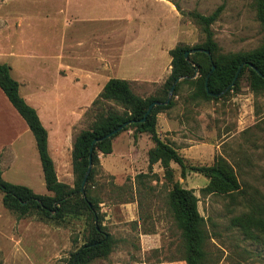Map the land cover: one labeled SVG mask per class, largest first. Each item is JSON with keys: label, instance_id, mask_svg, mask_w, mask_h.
<instances>
[{"label": "rangeland", "instance_id": "1", "mask_svg": "<svg viewBox=\"0 0 264 264\" xmlns=\"http://www.w3.org/2000/svg\"><path fill=\"white\" fill-rule=\"evenodd\" d=\"M168 1L176 4L180 12L173 5L176 11L163 14L164 24L169 19V26L179 31L177 37L184 46L192 48L205 40L187 14L209 15L223 2V12L211 26L219 53L252 52L264 44V29L257 20L254 0ZM60 4L43 3L42 13L48 19L43 17L35 32L37 42L42 45L39 50L47 54V59L58 53V42H54L47 20L56 18L57 8L51 6ZM128 5L122 3L118 9L122 40L127 28L134 24L130 19L137 18V11ZM99 7L95 12L104 18L91 26L85 24L84 17L69 12L71 9H63L64 14L58 17L60 23L55 22L57 33L66 35L67 45L82 50L79 45L87 43L90 33L99 42L109 39L112 26L119 22H109L107 1ZM199 79L195 73L191 83L182 84L176 95L173 92L172 107L157 115L156 130L159 124L163 142L184 158L187 167L184 177L173 162L171 180L160 163L154 164L149 172L148 143L141 141L137 146V140L121 141L125 131L113 139L110 155L99 154L90 193L98 202L103 225L112 235L114 247L109 256L91 264H185L180 261V231L167 206L168 192L175 183L192 190L198 198V210L210 235L207 251L219 258L218 264H264V89L253 92L249 77L244 74L232 91L218 100L206 101L194 97ZM161 86L135 83L131 89L137 96L148 98L156 96ZM101 105L85 112L76 126L77 132L89 129L99 110L121 111L112 102ZM29 156L20 157L5 171L3 179L26 186L36 194L48 195L42 173L38 178L34 168L28 166ZM222 160L232 168L239 189L232 193H207L210 179L189 169L209 167ZM139 174L146 176L137 178ZM63 180L72 186L73 176ZM85 240L84 216L68 215L60 223L43 222L36 217L18 219L3 207L0 193V264H66Z\"/></svg>", "mask_w": 264, "mask_h": 264}, {"label": "trees", "instance_id": "2", "mask_svg": "<svg viewBox=\"0 0 264 264\" xmlns=\"http://www.w3.org/2000/svg\"><path fill=\"white\" fill-rule=\"evenodd\" d=\"M254 2L257 20L264 29V0H254ZM172 4L180 12L179 7L174 3ZM224 5L223 2L209 15L197 12L187 14L200 28L205 40L201 45L192 48L178 43L169 51L171 57L170 74L156 96L148 98L137 96L133 93L130 82L126 80L110 79L107 81L100 94L92 102L91 107L101 108V104L112 102L119 106L121 111H97L90 128L80 131L75 137L71 151L72 186L57 179L53 161L48 153L47 130L40 122L35 109L29 106L20 96L19 84L12 78L10 66L0 63V89L12 107L25 121L35 139L45 188L49 192L48 195L36 194L28 187L5 181L0 173L2 205L13 212L18 219L36 217L43 222L60 223L68 215L84 216L86 240L70 255L66 264H91L96 259L106 258L113 250L114 239L103 225L98 202L92 197L90 190L95 169L99 165V154L110 155L112 153V141L119 134L132 129L134 130V141L137 140L139 134H148L153 144V147L147 153L149 172L152 171L154 164L160 163L167 178L171 180L172 169L170 163L173 162L181 168L182 177H184L187 170L184 158L172 146L163 142L156 132L157 115L171 108L173 103L170 102L167 106L154 107L145 122H139L150 103L166 100L168 91L177 78L182 77L183 79L176 84L175 95L182 84L192 82L191 78L195 75V68H197L200 79L196 83L194 97L206 101L218 100L223 96H210L205 89L206 77L212 66H214V70L207 80V88L211 94L221 93L234 82L233 86L225 92V94L229 93L238 86L239 80L244 74L249 77L250 89L253 92L257 93L264 89V44L252 52L219 53L211 26L219 19ZM193 49L204 50L209 55L205 52H196L190 54L188 60H185L184 53ZM242 64L245 65L234 81L236 72ZM250 66H253L256 71ZM129 121L136 122L125 127L111 138L97 142L94 145L91 153L92 168L87 178L84 194H82L80 191L81 183L89 165V149L92 141L106 136ZM189 170L210 179V183L205 189L207 193H232L239 189L232 168L223 160L217 161L209 167H191ZM142 176L146 175L139 174L136 177L140 178ZM167 206L180 231L182 241L180 261L185 264H218L219 258L207 251L210 235L206 221L198 210V198L194 192L183 188L179 183H175L168 192Z\"/></svg>", "mask_w": 264, "mask_h": 264}, {"label": "crops", "instance_id": "3", "mask_svg": "<svg viewBox=\"0 0 264 264\" xmlns=\"http://www.w3.org/2000/svg\"><path fill=\"white\" fill-rule=\"evenodd\" d=\"M49 1L50 3L57 1L64 5L51 6L54 10L57 8L56 18L47 22L54 35V42H58V53L47 59V54L39 50L42 49V45L40 41L37 42L35 32L40 28L43 17L47 18L42 13V7L43 3ZM103 1L108 2L111 13L108 17L109 22H119V25L112 26L109 39L106 42H99L90 33L87 35V43L79 45L82 50L74 48L72 44L67 45L66 35L62 32L57 33L56 22L60 23L58 17L64 14L63 9L65 7L71 9L69 12H74L76 17H84L85 24L91 26V23L99 22L104 18L103 15L95 12L99 10V5ZM122 3H130L127 7L137 11L135 21L130 17L131 23L136 25L127 28L124 40L120 37L122 19L118 12ZM175 11L173 4L168 0H4L0 2V63L10 66L11 76L19 84L20 96L35 109L40 122L47 130L48 153L60 182L70 185L63 178L67 179L70 176L72 179L73 176L71 151L74 139L80 132L76 131V126L107 81L121 79L129 81L130 84L160 85L167 79L171 70L169 51L179 43L177 37L179 31L171 29L169 19L167 25L164 24L163 14H173ZM55 49L56 47L52 53ZM56 56L58 57L55 58ZM158 125L156 132L161 138L162 131L158 129ZM133 135L134 130L129 129L125 131L121 141L127 139L134 141ZM161 140L164 141L163 137ZM141 141L148 143V149L153 147L148 134L138 135L137 146ZM29 154L31 157L27 159L28 166L33 167L36 176L40 178L43 172L35 139L25 121L0 89L2 178L5 171L10 170L20 157L26 159ZM43 185L45 187L44 177ZM46 194H49L47 190Z\"/></svg>", "mask_w": 264, "mask_h": 264}, {"label": "water", "instance_id": "4", "mask_svg": "<svg viewBox=\"0 0 264 264\" xmlns=\"http://www.w3.org/2000/svg\"><path fill=\"white\" fill-rule=\"evenodd\" d=\"M196 52H205L207 55H209V53L206 52V51H204V50H201V49H193V50H190V51H186V52L184 53V58H185V60H188V56H189L190 54H193V53H196ZM244 65H245V64H242V65H240V67L238 68V70H237V72H236V75H235V78H234V81L237 79V77H238V75H239V73H240V71H241V69L243 68ZM250 67H251L253 70L256 71V69H255L253 66H250ZM195 70H196L195 72L197 73V68H195ZM213 70H214V66H212L211 71L208 73V75H207V77H206V81H205V89H206L208 95H210V96H215V97H220V96L224 95L225 92H226L229 88H231V87L233 86L234 82H233L228 88H226L224 91H222L221 93H219V94H211V93L209 92L208 88H207V80H208L210 74L213 72ZM263 77H264V76H263ZM182 79H183L182 77H179V78H177V79L173 82V84L171 85V87H170V89H169V91H168L167 98H166V100H165L164 102L153 101L152 103H150V104L148 105L147 110H146V112H145L143 118L139 121L140 123H144V122H145V120H146L148 114L151 112V110H152L154 107H156V106H167V105L170 104V102H171V98H172V95H173V92H174V89H175V87H176V84H177L180 80H182ZM135 122H136V121H129V122H126V123L120 125L117 129H115V130H113L112 132L108 133L106 136H104V137H102V138H99V139H95V140L92 141L91 146H90V149H89V152H90V155H89V165H88V168H87L86 173H85V175H84L83 181H82V183H81V189H80V191H81L82 194H84L85 186H86V183H87V178H88L89 173H90L91 168H92L91 153H92V151H93L94 145H95L97 142H101V141H103V140H106V139L111 138L112 136H114V135H116L117 133H119L120 131H122L125 127H127V126H129L130 124L135 123Z\"/></svg>", "mask_w": 264, "mask_h": 264}]
</instances>
